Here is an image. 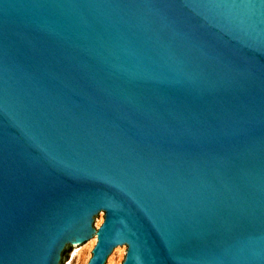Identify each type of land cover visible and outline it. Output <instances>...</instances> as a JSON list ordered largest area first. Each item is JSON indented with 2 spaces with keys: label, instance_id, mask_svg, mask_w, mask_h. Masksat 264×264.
Here are the masks:
<instances>
[{
  "label": "water",
  "instance_id": "1",
  "mask_svg": "<svg viewBox=\"0 0 264 264\" xmlns=\"http://www.w3.org/2000/svg\"><path fill=\"white\" fill-rule=\"evenodd\" d=\"M264 264V0H0V264Z\"/></svg>",
  "mask_w": 264,
  "mask_h": 264
},
{
  "label": "rangeland",
  "instance_id": "2",
  "mask_svg": "<svg viewBox=\"0 0 264 264\" xmlns=\"http://www.w3.org/2000/svg\"><path fill=\"white\" fill-rule=\"evenodd\" d=\"M95 243H96V240L85 251L66 256L67 263L68 264H87L88 260L91 257V251Z\"/></svg>",
  "mask_w": 264,
  "mask_h": 264
},
{
  "label": "bare ground",
  "instance_id": "3",
  "mask_svg": "<svg viewBox=\"0 0 264 264\" xmlns=\"http://www.w3.org/2000/svg\"><path fill=\"white\" fill-rule=\"evenodd\" d=\"M94 242H95V241H94ZM94 242H93V243H94Z\"/></svg>",
  "mask_w": 264,
  "mask_h": 264
}]
</instances>
